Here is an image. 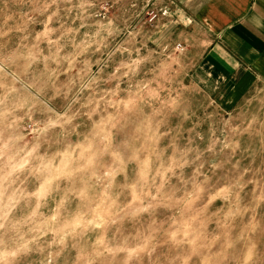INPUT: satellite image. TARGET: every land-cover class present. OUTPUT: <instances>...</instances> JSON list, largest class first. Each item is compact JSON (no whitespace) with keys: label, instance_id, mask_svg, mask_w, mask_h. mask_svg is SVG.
<instances>
[{"label":"clouds","instance_id":"clouds-1","mask_svg":"<svg viewBox=\"0 0 264 264\" xmlns=\"http://www.w3.org/2000/svg\"><path fill=\"white\" fill-rule=\"evenodd\" d=\"M0 264H264V0H0Z\"/></svg>","mask_w":264,"mask_h":264}]
</instances>
